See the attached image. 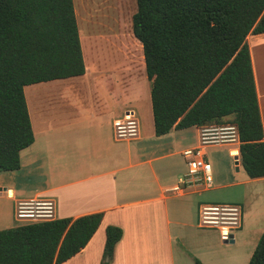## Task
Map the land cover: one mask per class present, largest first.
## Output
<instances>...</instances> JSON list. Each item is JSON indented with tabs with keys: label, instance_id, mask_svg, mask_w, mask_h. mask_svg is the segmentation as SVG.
<instances>
[{
	"label": "trees",
	"instance_id": "16d2710c",
	"mask_svg": "<svg viewBox=\"0 0 264 264\" xmlns=\"http://www.w3.org/2000/svg\"><path fill=\"white\" fill-rule=\"evenodd\" d=\"M132 33L142 46L155 136L234 124L245 173L264 177L246 42L264 34V0H136ZM84 73L73 0H0V173L17 171L19 153L34 142L24 88ZM102 217L0 230V264H62L87 245ZM121 236L120 228L106 227L100 264H109ZM248 264H264V231Z\"/></svg>",
	"mask_w": 264,
	"mask_h": 264
},
{
	"label": "crops",
	"instance_id": "0c3cea01",
	"mask_svg": "<svg viewBox=\"0 0 264 264\" xmlns=\"http://www.w3.org/2000/svg\"><path fill=\"white\" fill-rule=\"evenodd\" d=\"M75 8V17L82 22L81 4L76 3ZM246 42L264 141V34H249ZM89 69L85 66L84 75L60 80L70 81V87H59V93L58 88L53 90L59 101H55L57 106L52 110L66 120L49 122L45 131L49 138L38 147L34 138L19 153V169L0 173V198L6 203L0 212L14 217L19 202L50 200L54 204L52 219L102 213L100 225L87 245L62 264H100L107 226L122 231L113 250V264H175L172 226L180 232L188 226L214 229L219 235L217 229L203 227L199 222L200 208L208 205L201 200L202 193L238 188L237 199L225 203L240 209V224L232 231L233 243L221 240L220 235L218 240L223 248L227 243L233 244V251L231 248L225 258L210 259L208 263L197 253L194 257L195 263L200 264H247L264 231V177L247 176L240 162L239 146L228 151L237 162L234 168H226L225 177L219 175L218 169L214 173L211 167L210 188L181 185L187 173L182 152L198 146L199 127L172 129L155 136L146 78L143 76L137 87H131L130 81L121 93V89L114 88L117 85L104 83L111 78ZM134 100L147 105L150 130L143 131L136 119L131 109ZM127 112H133L138 130L133 138L120 139L114 122L122 121ZM33 114L36 118V111ZM217 146L229 144L207 147L206 160L208 149ZM224 181L228 183H221ZM175 187L179 190L173 191ZM193 217L197 225L191 221Z\"/></svg>",
	"mask_w": 264,
	"mask_h": 264
},
{
	"label": "rangeland",
	"instance_id": "374dc122",
	"mask_svg": "<svg viewBox=\"0 0 264 264\" xmlns=\"http://www.w3.org/2000/svg\"><path fill=\"white\" fill-rule=\"evenodd\" d=\"M76 3L81 4L84 11L81 15L82 22L76 19V23L85 66L90 68L92 73L111 78L110 81L102 82L117 85L114 88L121 89V93L128 87L130 81L131 87H137L143 76L146 78V75L142 46L132 33V16L136 12V0H75V3L73 0L74 9H76ZM144 80L148 82L150 93V82L147 78ZM69 82L68 80L65 82L59 80L33 84L24 88L36 147L44 139L49 138V132H45L48 131L49 122L55 119L58 121L66 120L65 116L58 117V113L52 110L57 106L55 101H59L57 93H53V90L55 88H58L57 91L61 90L62 88L59 87H70ZM134 101L131 109L134 110L136 119L140 121L142 130H150L149 117L145 108L147 105L145 102L137 103L136 100ZM35 111L37 119L33 114ZM62 134L65 135V133ZM35 145L31 147L32 150H34ZM233 148L236 146H217L208 149L207 161L211 164L214 173L218 169L219 175L224 174L225 177L226 168H234L235 161L233 157L228 155L229 149ZM221 183L226 184L228 182ZM237 190L238 188L212 189L207 193H202L201 200L206 201L208 205H224L237 199ZM5 206V201L0 198V210L3 211ZM3 213L0 212V230L27 224V222L18 223L13 216H5ZM191 221H195L193 224L197 225L195 217ZM171 230L175 235L173 247L175 264H196L195 253L205 263H208L210 259L225 258L227 250L231 248L233 251V244L227 243L225 248L219 245V235L214 229L200 230L188 226L180 232L177 227L172 226ZM221 244L223 243L221 242ZM107 260L105 257L104 262ZM108 263L113 264V255Z\"/></svg>",
	"mask_w": 264,
	"mask_h": 264
},
{
	"label": "built area",
	"instance_id": "2783aa9c",
	"mask_svg": "<svg viewBox=\"0 0 264 264\" xmlns=\"http://www.w3.org/2000/svg\"><path fill=\"white\" fill-rule=\"evenodd\" d=\"M117 138H133L138 130L133 112H127L124 119L114 122ZM229 144L239 146L240 140L234 124L202 126L198 128V146L185 149L182 156L187 173L181 185H195L210 188L212 185L211 165L205 158V149L209 146ZM237 159H235V163ZM175 187L173 191H178ZM54 204L50 200H31L19 202L14 209V219L18 223H35L52 220ZM199 222L203 227L215 228L220 239L232 240V231L240 224V209L234 205H203L199 212Z\"/></svg>",
	"mask_w": 264,
	"mask_h": 264
},
{
	"label": "bare ground",
	"instance_id": "6f19581e",
	"mask_svg": "<svg viewBox=\"0 0 264 264\" xmlns=\"http://www.w3.org/2000/svg\"><path fill=\"white\" fill-rule=\"evenodd\" d=\"M122 23V22H121ZM122 25V24H121ZM125 26V25H124ZM129 41V40H128ZM131 50V49H130ZM133 50V49H132ZM129 69V68H128ZM125 72V70H124ZM231 154H236V151L235 152H231Z\"/></svg>",
	"mask_w": 264,
	"mask_h": 264
},
{
	"label": "water",
	"instance_id": "95a60500",
	"mask_svg": "<svg viewBox=\"0 0 264 264\" xmlns=\"http://www.w3.org/2000/svg\"><path fill=\"white\" fill-rule=\"evenodd\" d=\"M230 243H233V241H230Z\"/></svg>",
	"mask_w": 264,
	"mask_h": 264
}]
</instances>
